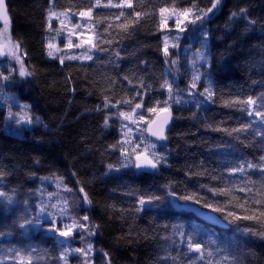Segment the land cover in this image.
Instances as JSON below:
<instances>
[{
    "label": "snow or ice",
    "instance_id": "snow-or-ice-1",
    "mask_svg": "<svg viewBox=\"0 0 264 264\" xmlns=\"http://www.w3.org/2000/svg\"><path fill=\"white\" fill-rule=\"evenodd\" d=\"M223 7V0H210L207 8L200 7L195 0H190L187 6L179 5L177 0H87L86 4L76 7L74 11L72 6L58 10L55 0H49L46 32L54 34L45 37L44 48L46 56L58 60L60 65L65 60L78 61L81 66L88 61L120 70L125 55L136 54L125 52L122 55L121 41L124 38L134 35L152 18H155L156 29L163 33L160 51L166 67L159 77L147 67L138 66H147L148 61L143 59L127 71L120 70L115 74L102 71L100 74L102 103L96 105L94 110L104 113L102 127H112L110 121L115 118L119 121L120 131V138L108 145L107 150L118 151L122 159L117 164H108V172L119 173L122 168L130 167L154 172L161 167H171L166 142L169 139V125L174 118L173 107L180 110L183 106L191 105L199 111L203 105L216 102L217 82L213 74L211 33L206 25ZM73 16L87 22L72 23ZM239 18H243L250 28L256 24L255 20L248 18L246 7L229 13L230 21ZM54 19L59 22V27L55 29L52 25ZM170 20L172 28H169ZM0 21L3 22L0 29V104L6 109L5 131L18 136L22 131L43 124V121L33 114L31 104L22 103L14 91L18 81H27L34 76V71L25 62L27 50L10 34L6 0H0ZM85 32L88 34L85 35ZM184 33H189V36ZM62 34L63 47L59 39ZM73 38L77 42L74 43ZM190 39L196 41L194 50L188 42ZM73 48L82 51L73 54L70 51ZM105 53L107 56L103 55ZM259 63L264 67V56ZM84 71L87 72V69ZM185 76V87L181 89L179 83ZM66 79L70 82L69 90L75 93L76 89L71 86V75ZM122 81L127 82V87ZM252 83L256 84L257 81L253 80ZM260 83L264 86V82ZM153 92H159L163 98L150 95ZM220 99L224 106L234 107L253 120L231 130H215L231 135L247 134L251 129L252 136L259 137L257 155L246 158L241 153L234 159L225 160L219 176L209 174L202 164L200 170L185 173L191 178L208 175L216 183L211 186L199 183V188H206L214 196L226 197L223 204L208 200L197 190L189 191L187 185L184 191L177 192L170 182L164 185L166 191L163 195H138L136 213L151 212L171 198L172 201L184 202L183 205L176 204V207H185L189 203L200 205L213 213L222 214L229 223L243 220L264 226V91L258 95L225 99L221 90ZM236 139L245 147L256 148L255 140L245 143L240 136ZM13 171L0 165V205H3L5 216L15 213L10 221L0 223V241L4 242L0 264H97L96 245L90 238L97 236L101 226L93 222L88 214L92 211L93 200L84 186L81 184L78 188L82 194L80 202L84 214L76 216L68 198L54 193L45 196L43 186L25 192L23 198L18 187L5 190L6 178ZM237 176L239 179H234ZM39 179L41 185L47 180L46 177ZM55 183L62 191L73 192L63 184L61 177L56 176ZM77 183L80 184V181L77 180ZM33 196L38 202L30 203ZM146 205L150 207L146 208ZM119 211L123 219L124 210ZM208 219L215 221L216 218L210 216ZM162 227L165 230L160 236L164 242L160 246L163 254L157 253L152 264H264V254L258 253L254 247L223 243L197 224L165 223ZM246 231L251 233L250 228L246 227ZM256 234L264 240V228ZM77 236L82 246L73 247ZM141 238L148 240L153 237L146 230L134 232L129 226L127 231L115 237V244L117 247L122 242L136 244ZM48 241H51V247L42 246ZM99 251L100 264H112L110 253L102 248Z\"/></svg>",
    "mask_w": 264,
    "mask_h": 264
},
{
    "label": "trees",
    "instance_id": "trees-1",
    "mask_svg": "<svg viewBox=\"0 0 264 264\" xmlns=\"http://www.w3.org/2000/svg\"><path fill=\"white\" fill-rule=\"evenodd\" d=\"M6 1L11 36L13 40H19L27 50L25 62L34 71V76L27 81H18L14 91L21 102L31 104L33 114L39 116L43 124L13 136L5 131L6 109L0 104V165H4L6 169H14L13 174L6 178L5 190L18 187L23 198L25 192L43 186L45 196L47 193H54L68 198L73 205V215L79 216L84 214L80 202L82 194L78 192L82 184L93 200L92 211L88 214L93 222L101 226L97 236L90 238L96 245L97 264L101 261V248L110 253L112 264H152L157 253L163 254L160 246L164 242L160 240V236L165 231L162 227L165 223L197 224L223 243L250 245L258 253L264 254V240L256 234L264 226L253 221L229 223L222 214L217 213L228 225L227 228L217 227L176 207V204L184 202L172 201L171 198L151 212H135L138 195H163L166 191L164 185L170 182L177 192L184 191L187 185L189 191L197 190L208 200L223 204L226 197L214 196L206 188H199V183L209 186L216 183L208 175L191 178L185 173L200 170L202 164L209 170V174L219 176L225 160L234 159L241 153L246 158L258 154L259 137H253L251 129L247 134L231 135L215 129L231 130L253 120L234 107L224 106L220 96L221 90L225 99L258 95L264 91V86L260 83L264 82V67L259 63L264 56V0H223L222 10L207 23L206 27L211 33L213 74L217 82L216 102L203 105L199 111L191 105L183 106L180 110L173 107L175 117L166 142L170 150L171 167H161L154 172L130 167L122 168L119 173L108 172L107 168L108 164H117L122 159L118 151L107 150L108 145L120 138L119 121L113 118L110 121L112 127L105 129L102 127L104 113L94 110L96 105L102 103L99 77L102 71H111L113 74L120 70L127 71L138 65L141 59L147 60L148 64L138 65L140 68L147 67L157 77L164 72L166 65L160 51L163 33L156 29L155 18L140 27L134 35L121 41L122 55L125 52L136 54L125 55L120 70L98 66L93 62H83L81 66L78 61H65L60 65L58 60H51L46 56L44 48L45 37L52 35L46 32L49 0ZM195 2L200 7L210 6V0ZM86 3L87 0H55V7L63 10L72 6L75 11L76 7ZM177 3L187 6L190 0H177ZM241 7H246L248 18L256 21L253 27H248L243 18L229 20V13L238 11ZM169 28H172L171 20ZM188 42L193 49L197 46L195 39ZM103 55L107 56V53ZM181 64H184L183 59ZM68 75L72 77L71 86L76 89L75 93L69 90L70 82L66 79ZM253 80L257 83L253 84ZM122 83L127 87L126 81ZM185 83L186 76L179 83L181 89L185 87ZM150 95L163 98L159 92ZM237 136L245 143L255 140L256 148L245 147L236 139ZM56 176L63 179L64 185L73 189L71 194L57 187ZM224 176L228 177L226 171ZM40 177L47 178L43 185ZM38 195L39 193L36 194ZM36 196L32 197L30 203L38 202ZM148 207L150 206H146ZM120 209L124 210L123 219ZM14 215L15 213L5 216L3 205H0V223L10 221ZM129 226L134 232L146 230L153 238H141L139 243L131 245L122 242L117 247L115 237L127 231ZM246 227L251 229V233L246 231ZM77 238L73 245L82 246L80 238ZM42 246L51 247V241ZM3 250L4 242L0 241V256L3 255Z\"/></svg>",
    "mask_w": 264,
    "mask_h": 264
},
{
    "label": "water",
    "instance_id": "water-1",
    "mask_svg": "<svg viewBox=\"0 0 264 264\" xmlns=\"http://www.w3.org/2000/svg\"><path fill=\"white\" fill-rule=\"evenodd\" d=\"M6 4H7V1H6ZM7 7H8V5H7ZM0 26H3V22L2 21H0ZM174 117H175V115H174ZM173 122H174V118H173L172 123ZM172 123L169 125V128L172 127ZM139 171H142V170H139ZM180 205H183V204H180ZM179 208L193 213L194 215H196V217H198L202 221H206V222H208V223H210V224H212L214 226L223 227V228H227L228 227V225L221 219V217L217 213H213L210 210L204 209V208H202V207H200L198 205L189 203L187 206L179 207ZM210 216L211 217H215L216 218L215 221L209 220L208 217H210Z\"/></svg>",
    "mask_w": 264,
    "mask_h": 264
},
{
    "label": "rangeland",
    "instance_id": "rangeland-1",
    "mask_svg": "<svg viewBox=\"0 0 264 264\" xmlns=\"http://www.w3.org/2000/svg\"><path fill=\"white\" fill-rule=\"evenodd\" d=\"M86 22H87L86 19H85L84 21H81L80 18H79L78 16H73V17H72V23H86ZM52 25H53V28H54V29H55V28H58V27H59V22H58L57 20L54 19V20L52 21ZM2 28H3V26H0V29H2ZM9 31H10V28H9ZM10 34H11V32H10ZM53 34H54V33H52V35H53ZM87 34H88V33L85 32V35H87ZM185 34L189 36V33H184V35H185ZM186 35H185V36H186ZM59 39H60V41H61V47H63V43H62V42L64 41V34H62V35L60 36ZM73 39H74V43L77 42V41H75V38H73ZM194 49H195V48H194ZM194 49H193V50H194ZM70 51H71L73 54H79V52L82 51V50H81V49H75V48H73V49H71ZM65 61H68V60H65ZM85 62H88V61H85ZM22 103H24V102H22ZM4 108H5V106H4ZM146 206H147V205H146ZM146 206H145V207H146ZM77 239H78V238L76 237V238H75V241H76ZM73 247H79V245H77V246H76V245H73Z\"/></svg>",
    "mask_w": 264,
    "mask_h": 264
}]
</instances>
